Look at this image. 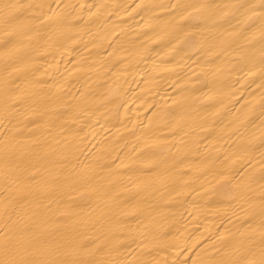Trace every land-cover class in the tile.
<instances>
[{
	"label": "bare ground",
	"instance_id": "6f19581e",
	"mask_svg": "<svg viewBox=\"0 0 264 264\" xmlns=\"http://www.w3.org/2000/svg\"><path fill=\"white\" fill-rule=\"evenodd\" d=\"M0 264H264V0H0Z\"/></svg>",
	"mask_w": 264,
	"mask_h": 264
}]
</instances>
